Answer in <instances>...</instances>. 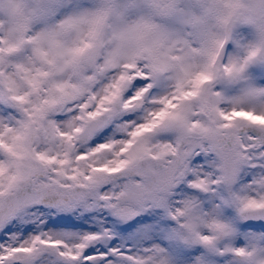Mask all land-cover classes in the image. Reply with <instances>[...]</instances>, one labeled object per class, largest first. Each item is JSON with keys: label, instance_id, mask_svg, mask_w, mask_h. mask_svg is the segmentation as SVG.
Listing matches in <instances>:
<instances>
[{"label": "snow or ice", "instance_id": "obj_1", "mask_svg": "<svg viewBox=\"0 0 264 264\" xmlns=\"http://www.w3.org/2000/svg\"><path fill=\"white\" fill-rule=\"evenodd\" d=\"M0 264H264V0H0Z\"/></svg>", "mask_w": 264, "mask_h": 264}]
</instances>
